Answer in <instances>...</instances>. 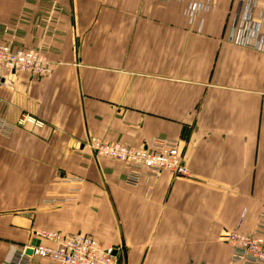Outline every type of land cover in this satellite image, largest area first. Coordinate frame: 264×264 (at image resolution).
Segmentation results:
<instances>
[{
	"label": "crops",
	"instance_id": "1",
	"mask_svg": "<svg viewBox=\"0 0 264 264\" xmlns=\"http://www.w3.org/2000/svg\"><path fill=\"white\" fill-rule=\"evenodd\" d=\"M247 2L211 0L190 23L178 0H0V41L52 68L0 76V264L50 245L42 231L89 235L122 264H241L226 237L264 216V52L241 43ZM93 137L178 141L189 175L129 185Z\"/></svg>",
	"mask_w": 264,
	"mask_h": 264
},
{
	"label": "built area",
	"instance_id": "2",
	"mask_svg": "<svg viewBox=\"0 0 264 264\" xmlns=\"http://www.w3.org/2000/svg\"><path fill=\"white\" fill-rule=\"evenodd\" d=\"M178 1L186 3V15L190 23L211 9V0ZM259 1L261 0H248L244 5L240 17L241 43L264 52V37H258L260 24H264V12L261 23L256 24L253 21V10ZM203 22L201 19L200 25ZM17 72L25 73L33 79H40L50 75L52 68L41 50L0 41V76ZM18 124L21 126L33 124L40 127L44 123L32 116L23 115ZM86 146L97 157L114 159L129 165L132 170L126 177V183L132 186L139 185L145 178L157 177L164 171L178 177L189 175L180 144L175 140L154 138L144 148L135 149L120 142H109L93 137L86 142ZM40 235L51 244L25 249L13 264H25L31 257L46 259L50 264H118V257L114 255L116 250L104 247L89 235L53 231H42ZM226 241L233 247L234 262L264 264V216L254 231H241L238 227L227 235ZM28 249L32 250V254L27 253Z\"/></svg>",
	"mask_w": 264,
	"mask_h": 264
},
{
	"label": "water",
	"instance_id": "3",
	"mask_svg": "<svg viewBox=\"0 0 264 264\" xmlns=\"http://www.w3.org/2000/svg\"><path fill=\"white\" fill-rule=\"evenodd\" d=\"M28 254H32V250L28 249L27 251ZM114 255H116L118 257V264H122L123 260H124V254L119 253L118 251L114 252Z\"/></svg>",
	"mask_w": 264,
	"mask_h": 264
}]
</instances>
